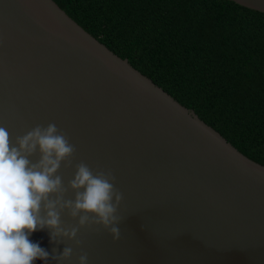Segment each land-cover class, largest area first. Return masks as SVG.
<instances>
[{"label": "water", "instance_id": "95a60500", "mask_svg": "<svg viewBox=\"0 0 264 264\" xmlns=\"http://www.w3.org/2000/svg\"><path fill=\"white\" fill-rule=\"evenodd\" d=\"M230 1L264 13V0ZM49 124L75 146L71 166L57 172L64 186L83 162L93 173L110 170L123 200L118 240L102 226L80 228L79 247L33 232L50 255L73 248L69 260L48 264H78L85 252L88 264H264V165L53 0H0V126L15 145ZM61 219L78 226L67 210Z\"/></svg>", "mask_w": 264, "mask_h": 264}, {"label": "trees", "instance_id": "16d2710c", "mask_svg": "<svg viewBox=\"0 0 264 264\" xmlns=\"http://www.w3.org/2000/svg\"><path fill=\"white\" fill-rule=\"evenodd\" d=\"M86 32L264 165V13L230 0H53Z\"/></svg>", "mask_w": 264, "mask_h": 264}, {"label": "clouds", "instance_id": "9594fccd", "mask_svg": "<svg viewBox=\"0 0 264 264\" xmlns=\"http://www.w3.org/2000/svg\"><path fill=\"white\" fill-rule=\"evenodd\" d=\"M39 153L33 163L29 157ZM75 152L66 135L55 124L37 125L13 145L9 132L0 126V264H34L42 260H69L71 246L59 254L50 255L38 242L29 237L37 230L50 231V243L74 241L80 228L102 226L120 238L117 215L123 194L115 188V177L110 170L95 173L83 162L76 165L74 177L65 187L57 175L62 162L71 166ZM72 190L73 199H66ZM78 218V226H63L61 213ZM57 252L56 248L52 249ZM78 264H88V254L78 257Z\"/></svg>", "mask_w": 264, "mask_h": 264}]
</instances>
